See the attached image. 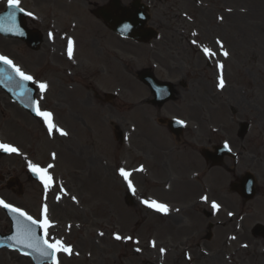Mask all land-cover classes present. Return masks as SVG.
Segmentation results:
<instances>
[{
	"label": "rangeland",
	"instance_id": "374dc122",
	"mask_svg": "<svg viewBox=\"0 0 264 264\" xmlns=\"http://www.w3.org/2000/svg\"><path fill=\"white\" fill-rule=\"evenodd\" d=\"M47 1H43L40 5H46ZM144 1H152L151 22L157 24L161 22L173 25L179 23V26L185 25L187 28L189 26V30H192L197 29L192 27L197 21L211 20L215 22L216 16L218 19L223 17L224 21L220 26L228 31L230 45L233 49L232 56L225 59L212 58L213 65L209 67L206 58L196 59L192 57L191 51H188L182 58L171 57L173 66L168 78L176 80L183 74L187 81V94L190 95L195 90L200 93L204 104L203 131H210V128H217L221 123L230 121H234L235 125L241 119L250 121L252 127L246 141L250 147V154L257 156L256 163L259 165V160L263 155L259 149L264 148V0H201L200 6L192 0ZM1 7H4L3 4H0ZM37 9L41 11V7L38 6ZM79 10L88 16L82 8L76 7L71 8L68 13L71 15L74 12L77 16ZM85 15H82L83 18ZM88 18L91 21L89 16ZM79 23L80 26L72 22L65 24V33L67 36H75L85 44L91 34L92 21L85 28L82 22L79 21ZM187 28L185 27V29ZM83 31L86 35L81 34ZM167 34L166 31H163L160 40L163 41ZM224 38L228 42L227 34ZM200 39L202 41L209 40V34H201ZM5 41L0 39L1 48L18 55L27 64L34 65L36 63L38 66L34 60L39 55H35L34 58L33 53L31 56L24 54L17 47L11 46L9 42L4 43ZM131 49L130 54L123 55L125 63H128L133 69L148 64L147 51L144 47L136 46ZM84 50V48L81 50L83 57ZM85 57H89L87 48ZM220 64L224 65L223 69L219 67ZM122 76L132 91L135 92L139 89L130 72L126 71ZM219 77H223L227 81L223 88L218 87ZM82 94V90L78 91V94L69 90L66 100L67 104L72 105L76 111L85 116L70 118L68 121H62L58 117L57 120L59 126L67 129L70 139L65 138L66 136L62 138L61 135H59L60 137L58 135L50 137L40 122L33 121L22 111L19 112L15 109L4 114L1 107L0 131L4 139L7 135L23 145L34 162L46 164L54 161L50 157L52 152L57 154L53 172L59 181L58 189L60 185H63L68 188V194H65L61 201L56 202L53 199L56 192L54 190L49 201L50 213L58 222L60 235H67L65 233L66 224L73 228L72 234L67 238L69 242L75 243L76 247V254L73 255V258L62 256V264H103L106 258L110 260L109 264H115L116 260L120 261L119 264H155L160 262L162 254L158 250L153 251L142 247L133 239L120 240L119 242L112 240L114 232H119L123 237L147 239L148 230H152L154 221L159 224L164 223L157 215H152L136 205L135 202L131 205L127 204L124 198L126 186L119 174V169H132L142 163L131 154V128L135 119L134 111L128 113L127 108H123L122 114L125 119L120 122V125L126 136V142L120 145L115 138L113 126L109 124L108 120L105 121L101 118L102 114L111 111L113 105L94 101L90 107H87L83 102L84 99L80 101ZM209 98L212 105L206 104ZM48 106H50L49 100ZM102 106L104 109L100 111ZM232 107L235 109V115L231 113ZM64 110L59 112L60 117ZM11 114L19 117L16 118L21 122L18 124L19 126L13 122V125L19 130L8 124L7 121ZM88 123L93 125L92 130L89 129ZM20 164L19 158L0 159V170L10 174L15 172ZM259 174L261 178L264 177L261 167ZM22 178L24 188L20 196L16 195L18 192L16 187H14V194H8L6 190L5 193L19 204L27 206L35 214H38L39 206L42 203V191L39 190L36 183L29 181L24 175ZM135 179L138 185L140 181L141 186L139 185L134 200L140 195L147 196L144 190V184L147 181L146 174L138 173L135 175ZM148 192L154 195L152 189H149ZM177 192L187 197L191 193V186L178 187ZM174 196L177 195L171 193L167 197L171 199ZM72 197H76L77 201L75 202ZM256 203L262 205L260 200ZM109 205L121 210L117 209L119 214L116 218L118 221L116 227L114 226V217L109 218L107 213ZM103 206H105L104 211L102 210ZM5 222L8 224L7 220ZM162 227L169 228L170 226L165 224L159 228ZM197 228L202 231L204 226L197 224ZM101 232L109 236L102 237ZM220 234H224V232ZM241 240H245V237H242ZM246 240L249 241L247 238ZM136 248H140L142 251L137 252ZM220 248L219 245H213L211 253H209L212 261L202 260L200 263L264 264L263 253L261 254L256 248H251L246 253L232 250L233 247L224 251H220ZM15 258L13 253L0 251V264H31L29 260H16ZM242 259H246V262L241 263ZM173 263L184 264L182 259L178 261L173 259Z\"/></svg>",
	"mask_w": 264,
	"mask_h": 264
},
{
	"label": "snow or ice",
	"instance_id": "6c2138e0",
	"mask_svg": "<svg viewBox=\"0 0 264 264\" xmlns=\"http://www.w3.org/2000/svg\"><path fill=\"white\" fill-rule=\"evenodd\" d=\"M21 0H8V7L11 9H19L20 11H24L23 8H20ZM27 15L33 16L34 14L31 12H28ZM219 19H223V17H220ZM125 27H129L128 25H125ZM4 29L0 28V31H3ZM53 37L52 33H49V38L51 39ZM220 49H223V43L219 40L216 41ZM73 48H74V42L68 41L67 45V52L69 58H72L73 56ZM204 54L208 56H215L217 53L213 52L209 48L203 49ZM222 54L224 57H228L229 53L227 51H222ZM0 63L7 65L9 68H11L16 77L19 78L20 81V87H21V95H25L24 86L27 82H35L37 83V87L41 94L45 93L49 85L46 82H37L35 81V78L24 72L18 65H16L12 59H10L8 56L0 55ZM219 67L223 69L224 65L220 64ZM11 79V76L9 77ZM225 85V81L223 77L220 78L218 87L223 88ZM43 98V95H42ZM33 111L36 113L37 116L41 117L48 129L49 134H52L53 131H58L60 135L67 136L68 133L65 132L63 129L58 128L55 123L53 122V114L49 111L42 110L40 107L39 101H33ZM180 123H183V121H180ZM227 147V145H226ZM0 150L7 152V153H15L20 154V151L17 147L7 144V143H0ZM231 150V149H229ZM53 159H55V153H53ZM28 167L32 172L37 174L42 181V183L45 186V189L49 188L53 183V177L49 174L48 169L54 167V165L49 164L47 168H42L37 164H33L29 162ZM139 171H144L143 166L139 169ZM119 174L123 178V180L126 182L127 187L130 191L133 193L136 192V188L134 187L132 180H131V173L126 171L124 168L119 169ZM72 199L75 201L76 197H72ZM202 200L208 201L207 196L201 197ZM141 203L145 204L147 207L154 209L157 212L167 214L168 213V206L163 203H158L155 200H142ZM0 207H3L4 209H7L9 212L16 214V216L19 217L17 220V232L14 236L10 237L11 240L15 241L17 244L22 245L24 248L32 249L33 251L37 252L41 257H49L54 261V264H59V260L57 259V253L63 252L67 253L69 255L72 254V248L71 246L65 245V243L62 240H54L52 242L49 241V232L48 229L51 227V222L48 219V207L47 205L44 206L42 209V218L41 219H35L33 216L29 215L26 211H24L21 208L15 207L11 204H8L4 202L3 200H0ZM211 207L214 210H219L221 205L216 203L215 201L211 202ZM229 215H232V213H229ZM28 222V223H26ZM33 226H37L43 231V236H36ZM101 236H103V232L100 233ZM115 240H132L133 238L131 236L122 237L120 234H114ZM232 239H235L233 237ZM136 243H139V241H136ZM151 247L155 248L156 243L155 241H151ZM244 247H247V245H244ZM137 252L142 251L140 248L135 249ZM166 252V249L160 248V253L163 255Z\"/></svg>",
	"mask_w": 264,
	"mask_h": 264
},
{
	"label": "water",
	"instance_id": "95a60500",
	"mask_svg": "<svg viewBox=\"0 0 264 264\" xmlns=\"http://www.w3.org/2000/svg\"><path fill=\"white\" fill-rule=\"evenodd\" d=\"M134 19L135 18H133V15L130 14V15L125 16L122 20L125 23H132L134 22Z\"/></svg>",
	"mask_w": 264,
	"mask_h": 264
},
{
	"label": "flooded vegetation",
	"instance_id": "af4514ba",
	"mask_svg": "<svg viewBox=\"0 0 264 264\" xmlns=\"http://www.w3.org/2000/svg\"><path fill=\"white\" fill-rule=\"evenodd\" d=\"M155 49H156L157 52L160 51V47H159V46H155ZM158 109H160V108H158ZM174 140H175V139H174Z\"/></svg>",
	"mask_w": 264,
	"mask_h": 264
}]
</instances>
